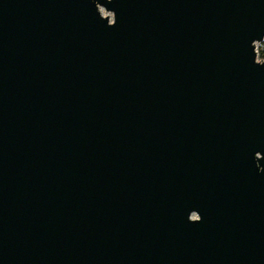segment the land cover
Instances as JSON below:
<instances>
[{
    "label": "water",
    "instance_id": "obj_1",
    "mask_svg": "<svg viewBox=\"0 0 264 264\" xmlns=\"http://www.w3.org/2000/svg\"><path fill=\"white\" fill-rule=\"evenodd\" d=\"M264 0H0V264H264Z\"/></svg>",
    "mask_w": 264,
    "mask_h": 264
},
{
    "label": "trees",
    "instance_id": "obj_2",
    "mask_svg": "<svg viewBox=\"0 0 264 264\" xmlns=\"http://www.w3.org/2000/svg\"><path fill=\"white\" fill-rule=\"evenodd\" d=\"M259 58H260V60L264 61V41L262 42L261 48L259 50Z\"/></svg>",
    "mask_w": 264,
    "mask_h": 264
},
{
    "label": "rangeland",
    "instance_id": "obj_3",
    "mask_svg": "<svg viewBox=\"0 0 264 264\" xmlns=\"http://www.w3.org/2000/svg\"><path fill=\"white\" fill-rule=\"evenodd\" d=\"M262 44V43H261ZM261 44H259V46H258V50H260V48H261Z\"/></svg>",
    "mask_w": 264,
    "mask_h": 264
}]
</instances>
